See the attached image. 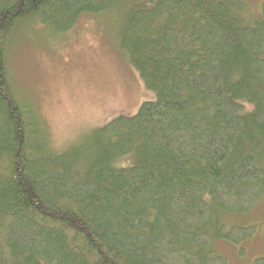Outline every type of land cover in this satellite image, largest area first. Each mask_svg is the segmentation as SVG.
<instances>
[{"label": "trees", "instance_id": "1", "mask_svg": "<svg viewBox=\"0 0 264 264\" xmlns=\"http://www.w3.org/2000/svg\"><path fill=\"white\" fill-rule=\"evenodd\" d=\"M246 10L0 0V264H228L216 241L243 244L256 227L228 229L224 215L264 198V3L251 24ZM107 12L121 14V48L156 98L57 152L10 79L14 38Z\"/></svg>", "mask_w": 264, "mask_h": 264}, {"label": "rangeland", "instance_id": "2", "mask_svg": "<svg viewBox=\"0 0 264 264\" xmlns=\"http://www.w3.org/2000/svg\"><path fill=\"white\" fill-rule=\"evenodd\" d=\"M244 2L243 16L251 24L261 17L264 0ZM120 16L86 15L67 33L34 24L14 38L10 79L18 94L34 106L57 152L80 144L119 116H135L144 103L156 98L121 48ZM224 216L228 229L255 226L256 233L240 245L216 241L215 252L228 264H255L264 258V198L248 214Z\"/></svg>", "mask_w": 264, "mask_h": 264}]
</instances>
